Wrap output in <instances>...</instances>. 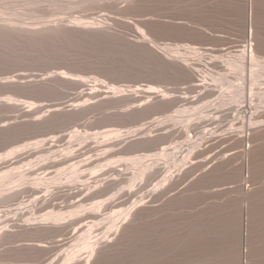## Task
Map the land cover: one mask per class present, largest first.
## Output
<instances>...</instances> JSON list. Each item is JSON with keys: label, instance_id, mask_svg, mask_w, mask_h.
Wrapping results in <instances>:
<instances>
[{"label": "rangeland", "instance_id": "obj_1", "mask_svg": "<svg viewBox=\"0 0 264 264\" xmlns=\"http://www.w3.org/2000/svg\"><path fill=\"white\" fill-rule=\"evenodd\" d=\"M21 1L0 0V264H264V0Z\"/></svg>", "mask_w": 264, "mask_h": 264}, {"label": "bare ground", "instance_id": "obj_2", "mask_svg": "<svg viewBox=\"0 0 264 264\" xmlns=\"http://www.w3.org/2000/svg\"><path fill=\"white\" fill-rule=\"evenodd\" d=\"M23 1V0H22ZM21 1V2H22ZM84 1V0H83ZM87 1V0H86ZM88 1H90V0H88ZM93 1V0H92ZM94 1H98V0H94ZM104 1V0H103ZM128 1H130V2H132L133 4H134V6H138V5H140V4H142V3H146L147 1L148 2H154V1H156V0H128ZM20 2V1H19ZM85 2V1H84ZM123 2V1H122ZM84 4V3H83ZM85 5V4H84ZM88 5V4H87ZM121 5V4H120ZM105 6V5H104ZM117 6V5H116ZM87 7V6H86ZM15 8V7H14ZM250 9V8H249ZM127 10H128V8H127ZM130 10L131 11H134V9H133V7H131L130 8ZM7 11V10H6ZM13 11V10H12ZM11 11V12H12ZM26 13V12H25ZM32 13H34V12H32ZM3 14V13H2ZM26 14H28V13H26ZM30 14H31V12H30ZM37 14V13H36ZM4 15V14H3ZM6 15V14H5ZM21 15V14H20ZM19 15V16H20ZM250 15V14H249ZM17 16V15H16ZM16 16H14V17H16ZM19 16H17V17H19ZM23 16V15H22ZM24 16H26V15H24ZM29 16V15H28ZM32 16H33V14H32ZM32 16H30L31 18H34V16L32 17ZM0 17H2V16H0ZM8 17V16H7ZM9 17H12V15L11 16H9ZM16 17V18H17ZM21 17V16H20ZM27 17V16H26ZM30 17H28V18H26V19H29ZM13 18V17H12ZM38 18V19H37ZM35 17L34 19H37V21H36V23H38L39 21V17ZM42 18V17H41ZM5 18L3 17V19H1V20H4ZM9 19V18H8ZM43 19V18H42ZM42 19H40V20H42ZM53 19V18H52ZM14 20V19H13ZM12 20V21H13ZM17 19H15V21H16ZM25 20V19H24ZM47 20V19H46ZM45 20V21H46ZM59 20V19H58ZM58 20H56V21H58ZM75 20V19H74ZM96 20H98V19H96ZM26 21V20H25ZM30 21V20H29ZM32 21V20H31ZM43 21V20H42ZM49 21V20H48ZM48 21H46L45 23H48ZM18 23L20 22L19 21V19H18V21H17ZM21 22H22V19H21ZM33 22H34V20H33ZM33 22H30L31 24L33 23ZM41 22V21H40ZM39 22V23H40ZM44 22V21H43ZM143 22H147L146 20H144ZM5 23V21L3 22V24ZM14 23V22H13ZM12 23V24H13ZM18 23H16V24H18ZM23 23H24V21H23ZM22 23V24H23ZM26 23H28V20H27V22ZM29 23V24H30ZM42 23V22H41ZM61 23V22H60ZM108 22H106V24H107ZM2 24V23H1ZM0 24V25H1ZM11 24V23H10ZM15 24V23H14ZM34 24H35V22H34ZM44 24V23H43ZM68 24V23H67ZM74 24L75 25H82V22L81 21H79V20H75V22H74ZM92 24V23H91ZM105 24V23H104ZM103 23H102V25H104ZM110 23H108V25H109ZM19 25V24H18ZM16 26L17 28L19 27V26ZM24 25H25V23H24ZM28 25V24H27ZM37 25H39V24H37ZM53 25V24H52ZM93 25V24H92ZM99 25V24H98ZM12 26V25H11ZM15 26V25H14ZM33 26V25H32ZM35 26V25H34ZM33 26V27H34ZM86 26V25H85ZM88 26H89V24H88ZM109 26H111V25H109ZM21 27V26H20ZM81 27V26H80ZM92 27V26H91ZM13 28V27H12ZM21 28H24V27H21ZM27 28H29V27H27ZM48 28V27H47ZM7 29V28H6ZM32 29V28H31ZM37 29V28H36ZM41 29H43V28H41ZM51 29V28H50ZM34 30V29H33ZM25 31V30H24ZM36 31V30H35ZM37 32V31H36ZM54 32V31H53ZM1 33H3V32H1ZM140 34V33H139ZM40 35V34H39ZM51 36V35H50ZM10 37V36H9ZM140 39V38H139ZM147 40V39H146ZM151 43H152V41H151ZM243 45V44H242ZM15 46V45H14ZM156 46H157V44H156ZM25 47H27V46H25ZM158 48V47H157ZM251 49V48H250ZM159 50H161L162 51V49L159 47ZM163 51H165L164 49H163ZM250 51V50H249ZM157 52V51H156ZM248 52V51H247ZM247 52H246V48H245V46H243V49H242V52H240L243 56H247ZM255 54V53H254ZM249 56V61H250V65H253V62L255 63V57L253 56V54H252V52L250 51V53L248 54ZM126 61V60H125ZM228 62H230V61H228ZM227 62V63H228ZM226 63V64H227ZM258 63V62H257ZM256 63V64H257ZM228 64H230V63H228ZM227 64V67L229 68V70H230V67L232 66L231 64V66L230 65H228ZM263 65V64H262ZM262 65H259V66H262ZM235 66V65H234ZM232 66L233 68H231L232 69V71H234V70H237L238 68H239V66ZM257 66V65H256ZM264 66V65H263ZM236 67H237V69H236ZM240 68H241V70H242V67L240 66ZM257 69V68H256ZM261 69V68H260ZM259 70V69H258ZM255 72L256 73V71L255 70H252V72ZM259 72V74H260V71H257V73ZM251 73V72H250ZM264 74V67H262V71H261V74L260 75H258V76H261V75H263ZM256 75V74H255ZM254 76V73H253V75H252V73H251V78ZM254 78V77H253ZM261 78V77H260ZM87 79V78H86ZM254 79H256V77L254 78ZM86 82V81H85ZM87 88H85V90H86ZM151 89V88H150ZM153 89V88H152ZM84 90V91H85ZM115 90V89H114ZM156 90V89H155ZM86 93H87V90L85 91ZM157 92V91H156ZM90 94V93H89ZM96 94V93H95ZM94 94V95H95ZM97 95V94H96ZM98 96H101V94L100 95H98ZM160 96V95H159ZM100 99V103H101V105L103 106V107H108V106H112V105H114V104H112V100L109 98V97H107V96H103L102 98H99ZM92 102V101H91ZM139 101H137L136 103H138ZM83 103H85V102H83ZM139 106L140 105H137V107H135V109H137V108H139ZM251 121V120H250ZM257 123H253V124H249V126H248V129H249V133L247 134L248 136H247V143H248V147H247V157L249 158V156H251V159H252V148H251V145H252V142L256 139L255 137H253V136H251L253 133H255V132H258V131H260V128H256L257 127V125H256ZM256 128V129H255ZM244 129L245 128H241V131H240V134L238 133V135H237V137H235L233 140H231L232 142H233V145L231 146V148L232 149H230L231 151H235V152H237V153H235V156H233V158H235L237 161H238V159H240L241 158V156H240V154H239V152L240 151H237L239 148H242V140L244 139V134H245V131H244ZM236 130V129H235ZM246 130V129H245ZM111 132V131H110ZM110 132H105V133H102L101 135H104V136H107V135H110L111 133ZM113 132V131H112ZM101 133V132H100ZM141 133V132H140ZM218 135V134H217ZM223 135V134H222ZM98 136H99V134H98ZM99 138V137H98ZM219 139H221V138H218V140ZM228 142H230V141H228ZM89 147V146H88ZM239 147V148H238ZM94 148V146H92V148L91 149H93ZM65 155V154H64ZM63 154L61 155V156H59L58 158H61L62 156H64ZM151 156H152V154H150ZM150 155H148V156H150ZM155 154L153 153V156H154ZM189 155V154H188ZM49 156V155H48ZM150 156V157H151ZM18 157V156H17ZM258 158H260L259 156L258 157H256L255 158V160L256 159H258ZM263 158V157H262ZM48 159H49V157H48ZM186 160V159H185ZM48 161H51V160H48ZM183 162H185V161H183ZM187 162V161H186ZM185 162V163H186ZM51 164V166L49 167V166H47L48 168L47 169H45L46 170V173L48 172L47 170H51V172L54 170V166L52 165L53 163L52 162H50ZM185 163H183V165L185 164ZM250 163V162H249ZM45 163H43V165H44ZM154 165V164H153ZM250 165H251V163H250ZM34 166V165H33ZM152 166V165H151ZM150 166V167H151ZM230 166H232V165H230ZM234 166V167H233ZM232 167L233 168H235L236 170L234 171L235 173H236V171H237V176H235L234 175V178L232 179L233 180V182L235 183V182H239V170H240V168H239V166L238 165H233ZM263 166V165H262ZM42 168L44 167V166H41ZM40 167V168H41ZM153 168H155L154 166H152ZM51 168V169H50ZM232 168V169H233ZM264 168V167H263ZM53 169V170H52ZM175 169V168H174ZM43 170V169H42ZM247 171V173L246 174H248L247 175V177L249 178V177H251V176H249V172H251V166H247V169H246ZM44 171V170H43ZM51 172H49V174H51ZM149 173H147V174H145L144 176H146L147 175V178L149 177V178H153V177H155V176H157L158 174H159V170L156 168V169H150L149 168V171H148ZM19 173V172H18ZM18 173H17V175H18ZM44 173H45V171H44ZM20 174V173H19ZM43 174V173H42ZM11 175V174H10ZM16 175V176H17ZM46 175V174H45ZM169 175V174H168ZM167 175V176H168ZM5 177L7 176V173H5V175H4ZM19 176H21V178H23V176H22V174L21 175H19ZM48 176V175H47ZM5 177H3V178H5ZM14 177H15V175H14ZM14 177H12V178H14ZM139 177H143V176H139ZM246 177V178H247ZM253 177H255V176H253ZM253 177H252V179H253ZM1 178L2 177H0V180H1ZM7 178V177H6ZM12 178H11V180H12ZM24 178H25V176H24ZM23 178V179H24ZM40 179H37L38 180V182H39V180H41V177H39ZM43 178H44V176H43ZM242 178V177H241ZM22 179V180H23ZM45 179H47V178H45ZM245 179V178H244ZM251 179V178H250ZM10 180V181H11ZM161 180V179H160ZM240 180H242V179H240ZM18 182V181H17ZM136 182V181H135ZM159 182V181H158ZM41 183V182H40ZM163 183V182H162ZM162 183H160V184H162ZM255 183V182H254ZM242 184V183H241ZM250 184V183H249ZM252 184V183H251ZM250 184V185H251ZM255 185H257V183H255ZM154 187V186H153ZM254 187V189L252 190V189H250L251 191L250 192H248V196H252L253 194H257V193H255L256 192V190H257V188L255 189V187L256 186H253ZM260 187V186H259ZM258 187V188H259ZM241 188V187H240ZM167 189V183H165V184H163V185H161V190L162 191H165ZM236 189V188H235ZM243 189V188H242ZM260 189V188H259ZM258 189V190H259ZM240 190V189H239ZM244 190V189H243ZM243 190H242V192H243ZM155 191V190H154ZM157 192V191H156ZM238 194V193H237ZM239 195V194H238ZM2 196V195H1ZM240 197H242V196H240ZM247 199V198H246ZM256 199V198H255ZM244 200V199H243ZM138 201V200H137ZM247 201H251V199H249L248 198V200ZM243 203V202H242ZM120 203L118 202H114V204H113V206L115 205V207L114 208H118V207H120L121 205H122V203L119 205ZM140 204V203H139ZM241 204V203H240ZM117 205V206H116ZM112 206V207H113ZM139 206V205H138ZM240 206V205H239ZM131 208V207H130ZM244 208V207H243ZM113 209V208H112ZM110 210V209H109ZM246 212H248V211H246ZM117 214V213H116ZM124 214H125V212H124ZM247 214V213H246ZM250 214H251V212H250ZM119 215V214H118ZM117 215V216H118ZM123 215V214H122ZM127 215H132L131 216V223L132 224H135V223H137L140 219V217H142L141 215L140 216H138L137 214H130V211H127V213L125 214V216H127ZM235 215V214H234ZM116 216V215H115ZM118 218V217H117ZM247 218V217H246ZM238 219H239V217H238ZM126 221V220H125ZM238 221V220H237ZM247 222H249V221H247ZM111 224H113V223H111ZM234 224V223H233ZM235 224H236V221H235ZM240 223H239V221H238V224L237 225H239ZM247 224V223H246ZM121 226H123V225H120V227ZM250 226V225H249ZM249 226H247V228L249 227ZM125 227V226H124ZM148 227V226H147ZM124 229V228H123ZM249 229V228H248ZM247 229V230H248ZM249 232H250V230H249ZM250 239L249 238V236H248V238H247V236H246V238H245V242L247 243V241ZM111 240V239H110ZM245 243V244H246ZM247 245V244H246ZM90 249H92L91 247H90ZM246 250V249H245ZM248 252V251H247ZM241 253V252H240ZM249 253H251V252H249ZM245 256V255H244ZM250 257V256H249ZM256 257V256H255ZM254 258V257H253ZM260 264V263H259Z\"/></svg>", "mask_w": 264, "mask_h": 264}]
</instances>
